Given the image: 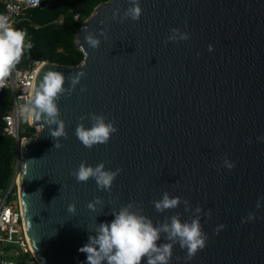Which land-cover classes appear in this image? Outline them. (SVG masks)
I'll use <instances>...</instances> for the list:
<instances>
[{
    "label": "water",
    "instance_id": "obj_1",
    "mask_svg": "<svg viewBox=\"0 0 264 264\" xmlns=\"http://www.w3.org/2000/svg\"><path fill=\"white\" fill-rule=\"evenodd\" d=\"M127 7L128 0L100 4L76 37L83 61L46 62L38 73L34 92L48 71L61 72L65 87L69 77L79 83L58 101L67 133L62 147L54 148L43 118H32L38 136L16 146L34 256L40 264H85L79 249L89 235L114 219L112 211L133 203L154 224L175 214L189 220L201 208L205 247L188 260L176 244L170 264H264V200L256 207L264 197V140H257L264 137V0H140L138 22L113 19ZM173 28L190 39L165 45ZM88 32L100 39L97 49L86 44ZM90 113L118 129L91 150L75 136L78 123L90 127L81 121ZM225 160L235 167L229 170ZM82 161L122 169L110 192L91 179L76 182L70 173ZM165 191L188 201L189 211L181 204L158 213L152 201ZM97 197L103 205L94 212L87 205ZM249 213L255 219L241 223Z\"/></svg>",
    "mask_w": 264,
    "mask_h": 264
},
{
    "label": "clouds",
    "instance_id": "obj_2",
    "mask_svg": "<svg viewBox=\"0 0 264 264\" xmlns=\"http://www.w3.org/2000/svg\"><path fill=\"white\" fill-rule=\"evenodd\" d=\"M32 4H39V0H30ZM127 7L123 15L116 10L113 19H119L121 23L126 20L139 21L142 15L140 0H128ZM101 36L107 39L106 33L101 32ZM27 34L24 31L16 30L11 27L5 18L0 17V87L3 86L5 78L11 70L19 63L24 49H30L31 43H26ZM188 33L180 32L179 29H170V35L164 40V44L176 41L189 40ZM86 44L97 49L100 39L96 34L88 32L84 36ZM209 51L214 50L213 45L208 46ZM79 83L76 79L68 78V87H65V76L58 71H48L43 75L32 98L28 99L23 105L19 106L20 114L25 118H34L39 121L43 118L44 127L49 128L51 137L56 141L54 148L62 147L59 143L61 137L67 139L65 123L61 119L58 101L62 96H70L75 86ZM86 91V88H81ZM88 119L90 127L84 123H78L75 129V136L78 141L86 148L91 150L95 146L106 145L112 135L117 133L113 121H109L104 115L90 113L87 117H81V121ZM56 126L54 129L51 126ZM258 141L264 137H257ZM250 143V141H249ZM225 167L229 170L235 167L233 162L225 160ZM122 172L117 168L115 171L106 170L103 162L95 167L82 161L70 175L77 183H87L90 179L94 180L98 190L110 192L116 177ZM264 197L258 198L256 207L260 208V201ZM152 204L158 213L166 210L176 209L179 205L185 206V211H189V203L181 200L180 197H171L167 191L162 193V198L153 200ZM98 205H103L100 198H94L87 207L96 211ZM74 204L68 206V212L75 214ZM201 208L197 206L193 217L189 220H181L180 214L166 217L164 222L154 224L147 216L143 215L142 207L133 203L122 206L118 211H112L114 219L108 223H100L94 229L95 235H89L88 242L79 249L86 254L85 264H170L172 248L178 244L181 249L186 250V259L191 260L198 250L205 247L207 236L202 232L200 217ZM211 210L206 214L210 216ZM253 213H249L241 223L254 220ZM224 225H219L220 230ZM167 241L158 243L161 239Z\"/></svg>",
    "mask_w": 264,
    "mask_h": 264
},
{
    "label": "trees",
    "instance_id": "obj_3",
    "mask_svg": "<svg viewBox=\"0 0 264 264\" xmlns=\"http://www.w3.org/2000/svg\"><path fill=\"white\" fill-rule=\"evenodd\" d=\"M109 0H50L42 8L26 11L16 30L24 31L26 43L32 47L25 48L18 63L34 59L72 67L79 65L84 53L77 46V34L82 23L87 20L96 7ZM78 15V19L75 18ZM11 111V92L0 87V189L6 190L15 172L17 145L13 137L4 132V117ZM35 129L29 128L24 137L32 138Z\"/></svg>",
    "mask_w": 264,
    "mask_h": 264
},
{
    "label": "built area",
    "instance_id": "obj_4",
    "mask_svg": "<svg viewBox=\"0 0 264 264\" xmlns=\"http://www.w3.org/2000/svg\"><path fill=\"white\" fill-rule=\"evenodd\" d=\"M50 0H39V4H32L30 0H0V17L5 18L7 23L15 29L26 15V11L44 7ZM78 15L75 18L78 19ZM47 61L34 59L18 64L5 78L2 88L11 92V111L4 117V132L13 137L16 145H21L29 128L35 129L32 138L38 136L40 128L32 124V118L25 120L20 114L19 106L23 105L34 95L35 82L40 69ZM19 150V149H18ZM20 168L16 162L15 172L6 190L0 189V245L15 246L20 251L22 260H11L0 257V264H40L34 256L24 225L23 213L20 203L19 189ZM27 257H30L27 259Z\"/></svg>",
    "mask_w": 264,
    "mask_h": 264
},
{
    "label": "rangeland",
    "instance_id": "obj_5",
    "mask_svg": "<svg viewBox=\"0 0 264 264\" xmlns=\"http://www.w3.org/2000/svg\"><path fill=\"white\" fill-rule=\"evenodd\" d=\"M19 168L21 169V163L16 161ZM0 257H5L11 260H22L23 255L20 256V251L17 247L12 245L3 244L0 245ZM30 257H27L29 259Z\"/></svg>",
    "mask_w": 264,
    "mask_h": 264
},
{
    "label": "bare ground",
    "instance_id": "obj_6",
    "mask_svg": "<svg viewBox=\"0 0 264 264\" xmlns=\"http://www.w3.org/2000/svg\"><path fill=\"white\" fill-rule=\"evenodd\" d=\"M18 183H19V179H18Z\"/></svg>",
    "mask_w": 264,
    "mask_h": 264
}]
</instances>
